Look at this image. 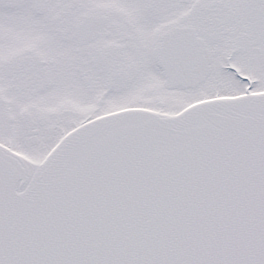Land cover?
Returning <instances> with one entry per match:
<instances>
[{"label": "snow or ice", "instance_id": "snow-or-ice-1", "mask_svg": "<svg viewBox=\"0 0 264 264\" xmlns=\"http://www.w3.org/2000/svg\"><path fill=\"white\" fill-rule=\"evenodd\" d=\"M0 264H264V0H0Z\"/></svg>", "mask_w": 264, "mask_h": 264}]
</instances>
